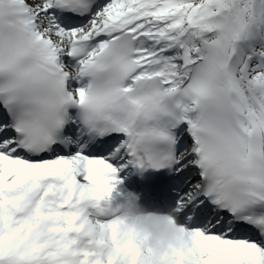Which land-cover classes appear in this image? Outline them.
<instances>
[{"label": "snow or ice", "instance_id": "1", "mask_svg": "<svg viewBox=\"0 0 264 264\" xmlns=\"http://www.w3.org/2000/svg\"><path fill=\"white\" fill-rule=\"evenodd\" d=\"M148 170L169 264H264V0H0V264H158Z\"/></svg>", "mask_w": 264, "mask_h": 264}, {"label": "clouds", "instance_id": "2", "mask_svg": "<svg viewBox=\"0 0 264 264\" xmlns=\"http://www.w3.org/2000/svg\"><path fill=\"white\" fill-rule=\"evenodd\" d=\"M121 228L134 235L135 242L159 258L158 264H169L180 258L190 245L186 232L171 212L147 208L137 195L121 205Z\"/></svg>", "mask_w": 264, "mask_h": 264}]
</instances>
